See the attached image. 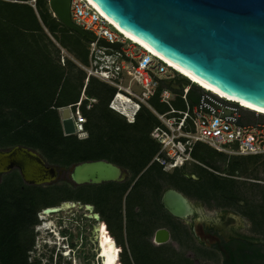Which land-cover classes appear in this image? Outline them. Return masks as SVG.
Here are the masks:
<instances>
[{
    "label": "trees",
    "instance_id": "1",
    "mask_svg": "<svg viewBox=\"0 0 264 264\" xmlns=\"http://www.w3.org/2000/svg\"><path fill=\"white\" fill-rule=\"evenodd\" d=\"M88 45V40L52 15L47 0H0V148L29 146L37 149L48 163L64 167L101 158L129 169L132 179L158 149L149 131L159 121L144 106L139 107L130 122L108 107L115 89L92 76L85 80V72L77 65L86 64ZM174 78L177 77L171 80ZM177 79L180 87L189 85L186 100L194 105L200 87L184 77ZM159 90L160 86L148 98L155 110L157 105L166 107L158 101ZM81 91L96 101L86 109V99H81L87 136L78 139L62 133L57 108L76 102ZM189 154L196 161L193 165L198 175L197 197H205L209 189L214 193L225 191L228 196L239 195L246 203L244 213L252 228L264 236V184L254 182L252 187L238 191V179H220L207 169L210 166L230 175L264 180V156L226 155L200 143H194ZM48 188L54 193L51 197H47ZM125 189L126 185L112 181L78 186L65 181L50 186L26 185L14 169L1 175L0 264H42L40 258L46 259L43 264H51L52 255H30L36 235L34 227L39 223L40 210L62 201L96 203L115 244L121 246L117 255L118 248L102 233L103 258L112 264H192L180 250L169 245L151 246L131 236L138 226L129 221L128 214L124 224L121 206ZM109 204L114 205V211L109 212ZM125 243L129 244V252ZM253 254H244L245 264H255ZM81 260V264H90ZM69 262V258L57 255L52 264Z\"/></svg>",
    "mask_w": 264,
    "mask_h": 264
},
{
    "label": "water",
    "instance_id": "2",
    "mask_svg": "<svg viewBox=\"0 0 264 264\" xmlns=\"http://www.w3.org/2000/svg\"><path fill=\"white\" fill-rule=\"evenodd\" d=\"M89 1L126 33L201 81L236 101L264 109V0ZM47 4L64 26L88 41L95 40L71 21L69 0H47ZM97 41L104 46H119ZM164 84L175 90L180 87L171 79H165ZM59 112L63 131L71 132L67 107H61ZM13 169L26 185L65 181L77 186L117 181L126 175L122 168L101 158L67 167L48 163L37 149L21 144L0 148V178ZM182 173L195 178L184 170ZM161 201L171 214H184L185 198L179 193L167 190ZM74 205L77 204L62 201L43 208L42 213H55ZM85 207L90 209V205ZM92 216L97 217L96 213Z\"/></svg>",
    "mask_w": 264,
    "mask_h": 264
},
{
    "label": "built area",
    "instance_id": "3",
    "mask_svg": "<svg viewBox=\"0 0 264 264\" xmlns=\"http://www.w3.org/2000/svg\"><path fill=\"white\" fill-rule=\"evenodd\" d=\"M69 16L73 23L95 37V40L88 41L86 64L76 63L85 72V80L92 76L115 89L108 107L130 122L139 107L144 106L159 121L149 131V136L158 145L151 160L162 165L180 164L186 159L196 162L189 151L198 142L226 155L264 156V112L248 109L239 101L198 83V100L189 108L186 104L189 85H182L174 93L163 81L172 77L180 78L182 74L152 51L148 52L145 47L125 37L89 0H69ZM98 39L119 43V46H104L98 43ZM166 73L167 76L164 75ZM188 81L195 83L190 79ZM158 86V101L167 106L164 112H158L148 102ZM171 96H178L185 103V108L175 109L171 104ZM81 99H86V109L96 101L94 97H86L81 91L76 102L65 105L72 131L65 133L61 127L64 135L73 134L78 139L87 136L85 118L80 110ZM126 101L130 105L127 110ZM61 107L57 108L60 124ZM41 216L42 212L38 213L37 217Z\"/></svg>",
    "mask_w": 264,
    "mask_h": 264
},
{
    "label": "flooded vegetation",
    "instance_id": "4",
    "mask_svg": "<svg viewBox=\"0 0 264 264\" xmlns=\"http://www.w3.org/2000/svg\"><path fill=\"white\" fill-rule=\"evenodd\" d=\"M172 80L180 86L179 79ZM154 162L150 160L132 179L129 169L112 162L126 173L122 179L112 182L121 186L126 185L121 206L124 224L128 214L129 221H135L138 226V229L134 228L131 236L135 235L151 246L169 245L180 250L192 264H245L244 254L249 252L254 253L252 259L255 264H264V236L252 228L249 217L244 213L246 203L239 195L228 196L225 191L214 193L209 189L204 194L205 197L199 198L195 189L198 175L193 161L186 159L180 164L164 165ZM207 169L220 179H238V191H243L245 186L252 187L254 182L264 184V180L260 178L230 175L224 170L210 166ZM182 170L194 175L195 178L185 176ZM106 182L109 181L94 184ZM85 184L93 183L80 185ZM167 190L175 191L185 198L182 216L171 214L162 204V195ZM76 204L80 209V214L77 216L66 212L67 210L62 212L67 208L55 212L66 222L70 235L67 242L60 244L58 253L55 251V246L47 248L46 255L55 253V258L60 255L70 260L73 257L75 260L80 257L89 263L101 264L99 253L104 246L99 249V244L103 243L102 233L113 242L115 248H118V255L121 246L115 244L108 222L102 217L103 213L96 203L76 201ZM85 205H90V209ZM108 206L109 212L114 211V205ZM93 213H96V218L92 216ZM79 218L82 226L88 225L87 235H83L78 228ZM95 226L98 228L95 229ZM125 229L126 226L123 227V230ZM88 243L93 245L87 248ZM125 246L129 252V244L125 243ZM101 255L104 256V252ZM118 261L120 263L119 256Z\"/></svg>",
    "mask_w": 264,
    "mask_h": 264
},
{
    "label": "clouds",
    "instance_id": "5",
    "mask_svg": "<svg viewBox=\"0 0 264 264\" xmlns=\"http://www.w3.org/2000/svg\"><path fill=\"white\" fill-rule=\"evenodd\" d=\"M38 219H39V223H38L39 225L35 231L37 233L36 234L37 241L39 242L38 247L41 248L40 252L43 253L46 251L47 248L56 246L55 251L56 253H58L60 244L67 242L70 233L69 229H67L66 222L57 215L51 216L48 215V213L45 216H42ZM39 226L40 227L44 226V227L41 229ZM54 258H55V253L53 254V260Z\"/></svg>",
    "mask_w": 264,
    "mask_h": 264
},
{
    "label": "rangeland",
    "instance_id": "6",
    "mask_svg": "<svg viewBox=\"0 0 264 264\" xmlns=\"http://www.w3.org/2000/svg\"><path fill=\"white\" fill-rule=\"evenodd\" d=\"M129 47H132V45H128ZM138 52V51H137ZM136 52V53H137ZM167 72H169L168 70H167ZM165 76H167L168 75V73H166V74H164ZM171 104H172V106L174 107V108H180V109H184L185 108V103L182 101V100H180V98L178 97V96H173V98H172V96H171ZM187 106H189V108H191L190 106H191V103L189 102V101H187ZM129 105V104H128ZM167 108V106L166 107H164V106H160V105H157V107H156V110H158V112H160V110H164V109H166ZM155 109V108H154ZM199 143V142H198ZM200 144H203L204 145V143H200ZM209 147V146H208ZM48 186H50V185H48ZM54 195V193H53V191L50 189V188H48V190H47V197H51V196H53ZM76 203V202H75ZM67 210V211H66ZM60 211H61V209H60ZM59 211V212H60ZM68 212V213H73V215H79L80 214V209L76 206V205H74V206H71V207H68L67 209H63L62 210V212ZM58 212V211H57ZM38 213H41V210L38 212ZM38 213H37V215H38ZM46 214H43V216H45ZM48 215H51V216H56V214L55 213H48ZM78 223H79V230H81L82 231V233H83V235H87V228H88V225L87 226H82L81 225V223H80V218L78 219ZM81 225V226H80ZM72 226H73V230H74V226H75V224H74V222L72 223ZM35 231V230H34ZM37 234V233H36ZM38 245H39V242L37 241V236L35 235L34 236V242H33V247H32V251L30 252V255L32 256V255H35L36 257H39V256H41L42 255V253L40 252L41 251V248H39L38 247ZM93 244H91V243H88L87 245H86V247L87 248H89L90 246H92ZM101 248V246H100V244H99V249ZM116 249H117V247H116ZM118 252V251H117ZM46 254H47V252L45 251V252H43V256H46ZM39 255V256H38ZM100 257V256H99ZM40 258V257H39ZM79 258V259H78ZM78 258H76V260H70V262H69V264H81L82 263V260H81V258L80 257H78ZM54 260H53V254H52V259H51V264H52V262H53ZM63 261V260H62ZM99 261H100V263H101V260H100V258H99ZM41 263L43 264V263H46V259L45 258H42L41 259ZM91 264H92V262H90ZM94 264V263H93Z\"/></svg>",
    "mask_w": 264,
    "mask_h": 264
},
{
    "label": "bare ground",
    "instance_id": "7",
    "mask_svg": "<svg viewBox=\"0 0 264 264\" xmlns=\"http://www.w3.org/2000/svg\"><path fill=\"white\" fill-rule=\"evenodd\" d=\"M35 2V1H34ZM115 24V23H114ZM115 26L119 29V31H121L125 37H127L129 40H131L132 42L134 43H137L138 45L142 46V47H145L146 49H148V51H152V53H155L157 56H159L161 59H163L164 61H166V63L170 66H172L174 69H176L179 73H181L182 75L186 76L188 79H190L191 81H194L195 83H198L208 89H211L212 91H215V92H218L219 94L221 95H224V96H227L221 92H219L218 90H216L215 88H213L212 86L206 84L205 82L201 81L200 79H198L197 77H195L194 75L190 74L189 72H187L186 70H184L183 68H181L180 66L176 65L175 63L167 60L166 58H164L162 55H160L159 53H157L156 51H154L153 49H151L149 46H147L143 41H141L140 39L136 38L135 36H132L128 33H126L124 30H122L119 26H117L115 24ZM228 98H231L229 96H227ZM127 105H125V110H127V108L130 107V105H128V101H126ZM242 105H244V107H247L249 109H255L256 111H260V112H264V109H260V108H257V107H254V106H251L249 104H246L244 102H240ZM142 110V109H141ZM79 206V205H78ZM46 214V213H44ZM42 217V216H41ZM45 224V223H43ZM40 227V226H39ZM44 226H41L40 228L42 229ZM100 246H104V244L101 242L100 243ZM104 249L101 248L100 249V252L103 253ZM101 253H99V256H100V260H101V264H112L106 260H104L103 258V255H101ZM74 258V257H73ZM75 260V258H74Z\"/></svg>",
    "mask_w": 264,
    "mask_h": 264
}]
</instances>
